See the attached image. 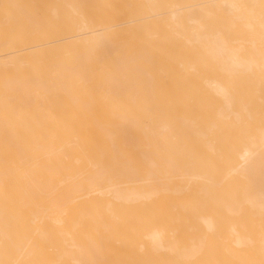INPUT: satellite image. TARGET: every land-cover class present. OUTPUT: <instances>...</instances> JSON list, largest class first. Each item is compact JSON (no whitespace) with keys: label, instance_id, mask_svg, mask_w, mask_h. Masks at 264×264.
<instances>
[{"label":"bare ground","instance_id":"6f19581e","mask_svg":"<svg viewBox=\"0 0 264 264\" xmlns=\"http://www.w3.org/2000/svg\"><path fill=\"white\" fill-rule=\"evenodd\" d=\"M0 264H264V0H0Z\"/></svg>","mask_w":264,"mask_h":264}]
</instances>
